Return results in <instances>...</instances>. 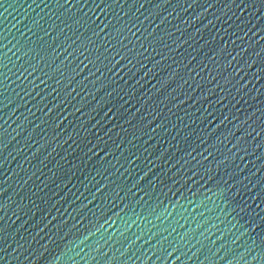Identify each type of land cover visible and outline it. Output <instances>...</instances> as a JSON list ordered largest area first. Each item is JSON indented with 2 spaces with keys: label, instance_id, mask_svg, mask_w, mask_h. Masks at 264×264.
<instances>
[{
  "label": "water",
  "instance_id": "water-1",
  "mask_svg": "<svg viewBox=\"0 0 264 264\" xmlns=\"http://www.w3.org/2000/svg\"><path fill=\"white\" fill-rule=\"evenodd\" d=\"M0 264H264V0H0Z\"/></svg>",
  "mask_w": 264,
  "mask_h": 264
}]
</instances>
